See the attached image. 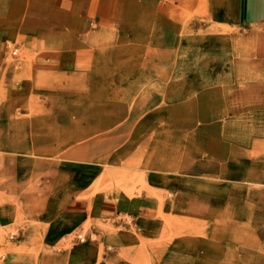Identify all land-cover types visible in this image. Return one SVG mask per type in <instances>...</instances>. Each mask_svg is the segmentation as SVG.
Segmentation results:
<instances>
[{
  "label": "crops",
  "instance_id": "0c3cea01",
  "mask_svg": "<svg viewBox=\"0 0 264 264\" xmlns=\"http://www.w3.org/2000/svg\"><path fill=\"white\" fill-rule=\"evenodd\" d=\"M246 3L216 1L214 22L242 26ZM185 29L154 0H0V46L22 52L8 74L17 127L2 129L0 264H119L137 252L233 264L235 229L262 228L264 87L248 108L240 87L236 116L235 86L170 67ZM219 36L205 42L211 61ZM7 61L0 50L4 72Z\"/></svg>",
  "mask_w": 264,
  "mask_h": 264
},
{
  "label": "rangeland",
  "instance_id": "374dc122",
  "mask_svg": "<svg viewBox=\"0 0 264 264\" xmlns=\"http://www.w3.org/2000/svg\"><path fill=\"white\" fill-rule=\"evenodd\" d=\"M222 1V0H216ZM215 0H154V5L157 8L162 5L171 7V17L174 20L184 22L186 29L183 33L186 49L180 53L178 43L171 44L172 53H178L179 61L176 60V55L170 62L171 68H186L188 71H202L204 79L209 84H222L235 86V111L236 116H242L243 108L258 107L259 103V88L252 89L251 87H264V0H245L246 7L250 8L254 13L252 20L246 22L242 26H233V24H216L213 19V6ZM225 1V0H224ZM141 4H143L141 2ZM220 35V36H219ZM195 36H200L204 40L203 54L198 52L194 46ZM211 36H219L223 40L220 41L219 60L211 61L207 56L206 43L209 42ZM198 38V37H197ZM233 40L230 45V54L226 39ZM192 40V41H191ZM191 41V42H190ZM221 42H224L221 44ZM185 46V45H184ZM209 48V45H208ZM198 49V47H197ZM1 51L7 53V63L10 65L8 71L0 68V155L2 152H8L3 149L2 129L5 127L12 131L17 127L13 124V117L20 115L19 110V80L14 81L8 74L11 71L19 70L18 63L22 52L19 46L8 44L6 47L0 46ZM180 53V55H179ZM158 55H156L157 57ZM159 57V56H158ZM161 58V57H160ZM157 61V60H156ZM162 61V60H160ZM160 61L158 63H160ZM162 64V63H161ZM166 65V63H165ZM157 67V66H156ZM161 67V66H160ZM238 87V89H237ZM240 87H245L251 90L249 93L250 104L242 102L243 93ZM254 90V92H252ZM264 90V89H263ZM240 98V99H239ZM246 101V99H245ZM250 105V106H249ZM252 109V108H251ZM245 114V113H244ZM251 117H255L253 111L247 113ZM11 117V122L9 121ZM5 120V121H4ZM6 123V125L3 124ZM253 126V124H251ZM6 145L16 150L18 148L17 140H8ZM10 148V147H9ZM234 237H229V263L233 264H264V223L262 228L250 229V234L245 229H235ZM226 239V238H224ZM160 254V253H159ZM163 256V255H162ZM166 258L158 260L156 256L153 260L147 253H122L118 260L119 264H170ZM231 258V259H230ZM178 264V263H174Z\"/></svg>",
  "mask_w": 264,
  "mask_h": 264
}]
</instances>
